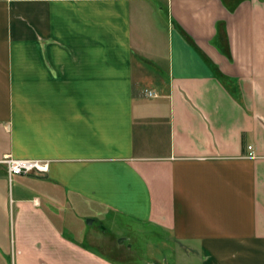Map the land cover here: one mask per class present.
I'll return each mask as SVG.
<instances>
[{
  "label": "crops",
  "instance_id": "crops-1",
  "mask_svg": "<svg viewBox=\"0 0 264 264\" xmlns=\"http://www.w3.org/2000/svg\"><path fill=\"white\" fill-rule=\"evenodd\" d=\"M89 216L264 264V0H0V264H121Z\"/></svg>",
  "mask_w": 264,
  "mask_h": 264
},
{
  "label": "rangeland",
  "instance_id": "rangeland-1",
  "mask_svg": "<svg viewBox=\"0 0 264 264\" xmlns=\"http://www.w3.org/2000/svg\"><path fill=\"white\" fill-rule=\"evenodd\" d=\"M88 220H93V217H86L83 224L85 228L93 229L95 234L104 237L112 235L117 244H120L124 239L123 244L120 245L124 247L126 258L109 255L121 264H156V261L162 264L176 263V255L172 249V246H176V244L163 232L149 226L138 229L137 226L131 225L121 226L117 231L105 222L94 220L88 223ZM160 239L168 241V246L160 244Z\"/></svg>",
  "mask_w": 264,
  "mask_h": 264
},
{
  "label": "built area",
  "instance_id": "built-area-1",
  "mask_svg": "<svg viewBox=\"0 0 264 264\" xmlns=\"http://www.w3.org/2000/svg\"><path fill=\"white\" fill-rule=\"evenodd\" d=\"M145 94L148 96H155L156 94L148 89H145ZM249 152L248 156L255 157L252 151V146H247ZM6 165L7 174L9 176L15 174H28L31 172L44 173L47 172L49 162L47 160L31 159V158H16L13 156H6L2 159Z\"/></svg>",
  "mask_w": 264,
  "mask_h": 264
},
{
  "label": "water",
  "instance_id": "water-1",
  "mask_svg": "<svg viewBox=\"0 0 264 264\" xmlns=\"http://www.w3.org/2000/svg\"><path fill=\"white\" fill-rule=\"evenodd\" d=\"M91 220H88V222H90Z\"/></svg>",
  "mask_w": 264,
  "mask_h": 264
}]
</instances>
